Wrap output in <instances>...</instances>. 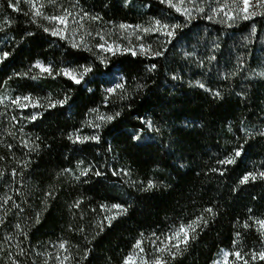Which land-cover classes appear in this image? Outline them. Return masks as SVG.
I'll return each mask as SVG.
<instances>
[{"label":"trees","instance_id":"16d2710c","mask_svg":"<svg viewBox=\"0 0 264 264\" xmlns=\"http://www.w3.org/2000/svg\"><path fill=\"white\" fill-rule=\"evenodd\" d=\"M44 2L47 4V0ZM74 3L75 0H57L56 6L46 7L45 15L61 14V5L71 9ZM209 3L215 6V0H204L206 11ZM6 4L7 0H0V19L10 15L13 24L7 35L0 33V49L11 55L0 64V84L13 72L26 71L37 59L57 67L66 59L81 64L95 59L89 52L69 47L68 41L73 39L71 29L68 41L58 40L42 31L45 26L51 27L47 20L38 18L37 27L22 13L7 9ZM81 10L99 14L103 19H85V28L75 36L77 42L84 35L94 45L98 41L96 32L100 31L109 41L115 39L123 47L135 48L138 55L134 58L130 53L103 54L110 61L109 68L97 60L95 75L86 78L91 82L79 87L63 76L37 81L13 78L7 86H0V97L29 92L40 97L51 93L54 99H62L65 93L72 97L63 108L48 112L29 107L27 113H21L8 99L0 104V113H4L0 115V157H4L0 159V172L4 173L0 178V264H12L13 259L20 264H57V252L61 257L69 256L66 264H121L123 257L134 251L132 245L137 239L143 241L142 247L151 258L155 240L151 233H166L186 224L206 207L216 209L215 218L210 219L207 228L199 229L196 239L173 264H212L222 249L249 253L244 256L249 264H264L258 259L252 261L250 256L251 251L264 248V237L255 225L252 229L243 227L249 215L264 217V181L238 185L246 171L264 170V137H249L240 131L242 127L252 133L264 130V79L255 75L264 70V15L225 22L222 13L208 20L193 12V19L172 47L163 43L162 35L140 33L143 39L137 40L136 29L119 28L121 23L147 26L153 17H178L184 21L183 16L161 5L159 0H129L127 6L124 0H79L74 11ZM26 30L34 35L21 41ZM86 31L92 32V36H86ZM140 43L151 44L153 50L162 49L166 54L156 60L141 57L137 49ZM217 44L219 48H215ZM185 52L191 55L185 56ZM213 55L218 61L208 63L207 58ZM200 61L205 62L203 67H198ZM153 62L159 65L158 70L146 73L144 65ZM240 64L243 67H238ZM107 71L117 73L118 79L120 75L127 77L128 99L121 100L122 93L117 90L108 101L104 100V89L110 86L106 83L109 77L103 75ZM232 71L237 74L225 79V74ZM37 72L34 69L31 74ZM173 74L179 79L173 81ZM195 81L221 91L223 99H214L194 86ZM137 83L145 87L137 90ZM90 108L108 114L119 111L121 116L93 129L85 123L94 119V114H88ZM33 111L41 113L35 122L20 119ZM13 116L17 120H12ZM137 116L151 119L159 131L145 129L144 138L134 145L126 137L141 127ZM75 129H80L81 136L98 134L100 142L71 143L67 133ZM23 140L35 141L41 148L30 152L20 147ZM8 144L13 145L11 150ZM240 144H244V155L237 164L228 165L223 176L210 171L220 168L217 159L230 155ZM78 160L95 165L105 175L99 181L90 175L87 184L80 183L74 179L79 175ZM24 161H30L27 168L23 167ZM113 167L128 170L131 175L119 172L113 177ZM64 168L74 171L58 176ZM147 179L156 180L158 187L141 193L131 186L134 180ZM6 197H12L24 211L13 207L12 201L4 204ZM78 198L83 200L81 207H70ZM124 202L131 205L127 215H121L111 228L104 222V231L97 235L104 216L110 214L101 211L100 204ZM16 224L21 228H16ZM62 241L67 242L66 252L59 249ZM21 248L24 254L20 253ZM85 248L91 251L87 260H81ZM229 264L243 261L229 256Z\"/></svg>","mask_w":264,"mask_h":264},{"label":"snow or ice","instance_id":"6c2138e0","mask_svg":"<svg viewBox=\"0 0 264 264\" xmlns=\"http://www.w3.org/2000/svg\"><path fill=\"white\" fill-rule=\"evenodd\" d=\"M125 5L127 6L129 0H124ZM79 3V0H75V3L70 8H65L62 5L61 14L57 15H45V9L48 5L56 6L57 0H47V4L44 0H7L6 8L11 9L14 12L22 13L25 17L28 18V22L30 24H34L37 27H40L38 18H43L47 20L51 27H43L42 31L50 35L51 37L57 38L61 41H68V34L70 29L72 30L73 39L68 41L69 47L76 51H86L91 53L95 59L90 63H79V61L66 59V62L61 66L57 67L51 63H45L41 60L37 59L32 62L28 69L24 72H13L11 76H8L7 79L3 80V83L0 86H7L9 81L13 78H24L32 81H37L40 79H44L47 77H51L52 79H56L57 77L63 76L67 80L71 81L72 85H76L77 87L81 85H87L91 81L86 79L91 75H95V68L98 67L96 61H99V64L104 65L105 68H109L110 61L106 55L103 54H112L115 55L117 53H130L134 58L138 55L135 48L132 47H123L117 40L113 39L109 41L104 34L100 31L96 32V36L98 37V41L94 45H90L88 41H86L85 36H80L79 41L77 42L75 36L79 29H84L85 25L83 21L85 19L91 21H102L103 17L99 14H91L87 11L81 10L80 12H75L74 9L76 5ZM161 5L166 6L172 12L178 14V16H183L184 21H180L178 17H153L147 24V26L136 24V25H127L124 23L119 24L120 29L134 28L137 30V40H142L143 36L148 35H162L165 37V41L163 42L165 45H171L175 47V43L177 39L182 34L183 28L187 23L191 22L193 19V12L197 14H202L208 20H213L214 16H218L220 13H223L227 18V22H235L236 19L242 18L243 20H248L250 17L256 16L257 12L255 10L250 11V8L255 9H264V0H232L231 5L229 4H221L220 0H215V6L209 3L207 5V11L204 4V0H159ZM185 5H191V7H186ZM26 6L27 10H25ZM233 8L232 11H226V9ZM211 13V14H209ZM264 15V13H260ZM13 18L10 15H3L2 19H0V33H7L12 29ZM75 25L76 27H73ZM256 31L255 26L252 27V34ZM140 33L143 34L140 35ZM34 32L26 30L24 34L21 35L20 39L23 41L29 36H33ZM85 35L88 37L92 36V32L86 31ZM15 38V37H14ZM220 45H215V48H219ZM95 49V51H94ZM165 51L162 49L153 50L151 44L145 45L144 43L139 44V55L141 57H147L152 60H156L162 56H165ZM11 53L8 51H4L0 49V64H3L8 60ZM71 56V53L68 54ZM191 54L185 52V56H190ZM212 61H218V57L215 55L209 56L207 58V62L211 63ZM204 61H200L198 63V67L204 66ZM75 65V66H73ZM159 65L157 63H149L144 65V70L146 73H153L158 70ZM238 67H243L242 64L238 65ZM38 70L37 74H31L33 70ZM237 74L236 71H232L230 74H225V79L229 78V76L234 77ZM103 75L109 77L108 83L110 86L105 87L104 92V100L108 101L109 96L116 93L117 90H120L122 95L120 96L121 100L128 99L127 96V77L120 75L119 79H117V73L107 71L103 73ZM261 79H264V70H261L255 73ZM173 81L179 79V77L175 74L171 76ZM123 81V82H121ZM191 84V82H190ZM114 85V86H111ZM196 87L208 92L214 99H223L222 93L219 90H214L211 87L207 86L202 81H195ZM145 87V85L137 83L136 89L141 90ZM73 89L71 86L69 87V91ZM89 92L92 89H88ZM237 95H240L239 93ZM8 99L9 103L14 106L15 109H18L21 113H27V109L31 107L32 109H44L45 112L56 109L57 107L63 108L69 101L72 99L67 93H65L62 99H54L52 94L49 93L47 96L40 97L34 96L32 92L27 94L17 95L15 97H0V104L4 103V100ZM46 101V104L45 102ZM88 114H94V119L86 120L85 123L88 127L93 129H100L106 124L113 123L116 121L117 117L121 116V112L116 111L113 114H108L106 112H100L98 108H90L88 110ZM0 115H4V113H0ZM41 113L38 111H33L30 114H25L20 117L22 120H26L29 122H35L40 116ZM137 119L140 121L141 127L137 128L133 132L129 133L126 137L128 141L132 144L137 145L144 138L145 129L148 132L159 131V128L155 127L154 122L151 119H145L142 116H137ZM12 120H17L16 116L12 117ZM21 132L24 131L23 128L20 129ZM231 131V128H229ZM241 132L247 133L249 137L253 135L258 137H264V130H257L255 133L250 132L246 127H242L240 129ZM80 129H75L74 132L67 133V140L73 144H85L87 142H100V136L98 134L89 135V136H81ZM14 135V133L12 134ZM36 141L40 140V137L35 138ZM247 139L244 141V144H247ZM244 144H240L237 146L233 152L226 156L223 159H217V164H219L220 168H212L210 171L219 173V175L223 176L225 174V170L228 165L237 164L238 160L244 155ZM8 149L11 150L13 148L12 144L7 145ZM21 148H27L30 152H38L41 148L39 143L35 141L23 140L20 144ZM109 150H111L109 148ZM0 159H4V157H0ZM30 164V161H24L23 167L27 168ZM183 166V165H182ZM264 167V166H262ZM76 168L79 169V175L75 176L74 179L79 181L80 183L87 184L89 182L88 178L90 175H94L98 181L99 178L103 177L105 173L103 171L97 170L95 165L88 164L85 160H78L76 162ZM73 169L64 168L57 175H63L64 173H71ZM119 172H123L125 176L131 175L128 170H117L115 167L111 169V175L113 177L117 176ZM12 174H16V169L12 170ZM4 176V173L0 172V178ZM83 178V179H82ZM257 180L264 181V170L258 171H246L239 179L238 185H245L249 182L255 183ZM131 186L136 189V191L141 193H146L155 190L158 185L156 180L147 179L146 181H132ZM235 190V189H234ZM51 193H47L46 196L51 197ZM9 201H12V197H6L3 201L4 204H8ZM83 203L82 199H77L74 204L70 205L72 208L79 209ZM12 206L19 208V211L22 213L24 209L19 205H16L14 201H12ZM131 205H128L126 202L124 203H112L111 205L100 204L101 211H108L110 214L105 215L103 221L99 225V231L97 235L104 231L105 223L107 227L111 228L113 226V222L118 220L121 215H127L128 209ZM115 210V211H112ZM95 211V209H93ZM252 209H248L249 213H252ZM207 214V218L205 216ZM216 209L214 207H206L203 209L201 215L197 216L194 220L189 221L186 224H181L175 229H169L166 233L157 234L156 232L151 233L152 237H155V240L152 241L154 252L151 254V258H149V254L146 252L145 248L142 247L143 241L141 239H137L136 242L132 245L133 250L138 251H130L128 255L124 256L121 264H134V257L137 258L136 264H173V262L177 259V257L182 256L185 251H187L189 245L196 239L199 234V229L207 228L209 225L210 219H214L216 216ZM83 219V216H81ZM251 221V223H249ZM40 222L39 213H37L35 217V223ZM256 226V231L259 233L261 237H264V217H256L254 215H249L247 220L244 222L243 227L245 229H252L253 226ZM16 228H21L20 224L15 225ZM85 229L83 227L80 228V231L83 232ZM25 237L27 233H23ZM141 237L144 236V233H140ZM237 236L240 235L239 232L236 233ZM5 239H8L5 237ZM66 241H62L59 244V249L67 251ZM235 243V241H234ZM261 243L264 244V239L261 240ZM3 251V249H0ZM90 249L85 248L84 254L81 257V260H87L90 254ZM223 252V264H228L229 256L235 257L237 262L243 261V264H249V261L244 259L245 255H249V253H244L242 251H233L228 252L221 250ZM20 253L24 254V249H20ZM143 254V255H141ZM8 255L11 257V253ZM51 257V253L48 254ZM252 261H264V248L259 251H251L250 253ZM167 257V258H165ZM57 264H66L69 260L68 255H64L61 257L59 252H57L55 257ZM12 264H20L18 260L13 259ZM47 264V261H45ZM216 264V262H214Z\"/></svg>","mask_w":264,"mask_h":264},{"label":"rangeland","instance_id":"374dc122","mask_svg":"<svg viewBox=\"0 0 264 264\" xmlns=\"http://www.w3.org/2000/svg\"><path fill=\"white\" fill-rule=\"evenodd\" d=\"M220 2L221 3H223V4H229V5H231V2H232V0H220ZM253 2H254V0H253ZM186 7H188V5H185ZM232 10H234L233 8H229V9H226V11H232ZM252 10H255L256 12H257V15L258 14H260V13H264V9H259V8H255V9H252V8H250V11H252ZM223 14V13H222ZM223 16H224V14H223ZM225 17V16H224ZM254 17V16H253ZM226 18V17H225ZM250 18H252V17H250ZM249 18V19H250ZM227 19V18H226ZM240 19H242V18H240ZM225 22H227V20H225ZM138 50H139V48H137ZM137 51V50H136ZM117 79H118V76H117ZM113 86V85H112ZM134 251H138V250H134ZM142 255V254H141ZM136 261H137V258L136 257H134V264H136ZM214 262H216V264H223V252H221L217 257H216V259H215V261ZM214 262L212 263V264H214ZM228 264H229V258H228Z\"/></svg>","mask_w":264,"mask_h":264}]
</instances>
